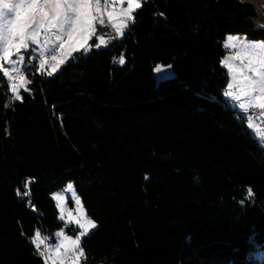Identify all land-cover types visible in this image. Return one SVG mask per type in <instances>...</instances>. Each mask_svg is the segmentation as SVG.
<instances>
[{
  "label": "trees",
  "instance_id": "obj_1",
  "mask_svg": "<svg viewBox=\"0 0 264 264\" xmlns=\"http://www.w3.org/2000/svg\"><path fill=\"white\" fill-rule=\"evenodd\" d=\"M259 16L247 0H142L123 38L28 71L22 101L0 71V264H48L31 241L55 242L69 182L97 222L84 264H264V137L221 63L227 35L264 40ZM159 63L174 75L156 82Z\"/></svg>",
  "mask_w": 264,
  "mask_h": 264
},
{
  "label": "snow or ice",
  "instance_id": "obj_2",
  "mask_svg": "<svg viewBox=\"0 0 264 264\" xmlns=\"http://www.w3.org/2000/svg\"><path fill=\"white\" fill-rule=\"evenodd\" d=\"M105 5L109 3V0H104ZM115 2V0H113ZM124 0H120L123 3ZM141 7L140 0H127V7L122 8L119 13L114 11L108 12L107 15L110 20L114 16L119 15L123 17L119 24H113L117 34L123 35V30L128 28V22H135L133 11ZM101 11V0H0V61H3L10 65L8 68H3V64H0V68H3L4 75L9 80L19 81V85L13 82L11 84V91L13 93L14 100H23V97L19 94V89L23 88L28 91L27 85L31 83L27 80L21 67L17 65H23L24 55L22 52L35 51L34 48H30V45L38 43L37 36L41 29L45 31L55 30V39L59 40L62 35L67 34L69 40H72L75 36L80 35L83 43L80 45L81 48H85L87 41L91 39V34L95 33L94 21L98 19L94 13H100ZM160 15H163L162 13ZM100 24L104 21L101 19ZM99 43L95 47H100L106 43L105 38L100 36ZM59 47L64 49V43H60ZM225 48H240L233 59H240L242 54L248 57V63L243 65V68H236L235 66L229 65L231 73L240 72L243 69H247L252 75H244L243 80L247 81L246 89H242L239 94H235L232 91H226L225 95L231 97L236 101H241L242 97H247L246 102H241L239 107L244 110H248L251 107H260L264 109V42H251L246 39H241L235 35H227L226 42L224 43ZM75 50V49H74ZM42 55V53H41ZM15 56V59L13 57ZM51 59L56 61L53 67V71L60 64L64 63V59L58 58L56 55H52ZM222 60V64H227V60ZM115 60V58H114ZM47 62L46 59H41L39 69L43 70L44 65ZM125 57L121 55L118 63L120 65L125 64ZM27 69L25 68V71ZM161 66H157L155 71L161 72ZM12 73L17 75L13 76ZM52 71H49L47 75L51 76ZM236 80V76L233 75V81ZM233 87L232 83L228 84V89ZM258 93V94H256ZM7 107V105H6ZM249 119V127L256 129L257 126L252 123L251 117ZM257 134L264 137V132L257 131ZM147 179V177H145ZM25 188H28V184H25ZM67 190L72 191L73 185L69 183ZM17 195L21 193L17 189ZM24 196L30 195L29 191L23 193ZM254 196L251 188L247 189V199H251ZM58 202H63L65 197L63 195H54L53 197ZM75 203L79 206L76 209L77 213H83L84 209L81 204L80 198L76 197ZM60 207L61 214L64 212L62 204H58ZM69 221H74L79 225L80 235L75 239L71 240L73 250L80 245V237L88 234L89 229H95L96 223L92 219H87L85 223H81L80 218L73 216L72 211L68 212ZM63 219V215L60 217ZM57 236L64 237L65 240L69 239L64 236V232L56 233ZM45 238L41 237L39 230H36L35 236L31 243L35 245L36 253L40 256H44V252L40 251V245L45 242ZM59 251V248H56ZM84 251L81 248L78 253V257H84ZM258 258L264 260V252L258 253Z\"/></svg>",
  "mask_w": 264,
  "mask_h": 264
},
{
  "label": "rangeland",
  "instance_id": "obj_3",
  "mask_svg": "<svg viewBox=\"0 0 264 264\" xmlns=\"http://www.w3.org/2000/svg\"><path fill=\"white\" fill-rule=\"evenodd\" d=\"M247 1H251L253 2L259 9L260 11V16L257 19V25L258 27H263L264 28V0H247ZM140 3L142 5V0H140ZM104 5L105 2L104 0H101V11L100 13H94L95 15H97L98 19L96 21H94V25H95V33L91 34V39H89L87 41V45L85 46L88 50L85 51V48H81L80 45L83 43V40L81 38L80 35L75 36L72 40H69L68 35L64 34L61 36V38L59 40L55 39V30L49 32V31H45L43 29H41L39 31V35L37 36V41L38 43L35 45H30V48H34L35 51H31L29 52H22L21 54L24 55L25 59H24V63L23 65H17L18 67H21V70L24 72V75L26 77L27 80H29L27 72L30 70H37L39 72H46L48 73L49 71H52L53 74L55 75L60 69L61 67L66 64L73 56L75 53L77 52H83L85 54H88L90 51H92L93 48H102V47H106L108 45V43L114 38L116 37L117 39H121L123 38L126 30H123V35H119L117 34L115 28L112 26L114 23L115 24H119L121 19H123V17H120L119 15L114 16V18L112 20L109 19L107 13L114 11L115 13H119L120 10L122 8H126L127 7V0H124L123 3H120V0H115V2H113V0H109V3L106 5L107 9H104ZM139 9V8H138ZM138 9H135L133 11V16L135 17V13ZM103 20L104 23L100 24V20ZM131 23V21L128 22V25ZM231 35H235V34H231ZM103 36L105 38L106 43L104 45H101L100 47H95L96 44L99 43V37ZM238 36L241 39H246L247 41H251V42H264V40H253V39H247L244 37H240V35H235ZM94 39L96 40V42L94 41ZM227 39V37H226ZM226 39L224 40V43L226 42ZM60 43H64L65 47L64 49H61L59 47ZM75 49V50H74ZM226 54L224 55L222 60H225L226 58H229L227 60V64H223V66L226 68L228 74H229V83L233 84V87L231 89H228V85L224 91V96L225 98L234 106L236 107L239 111L244 112L246 110L241 109L239 107V104L241 102H246L247 97H242L241 101H236L234 99H232L231 97H228L225 95L226 91H232L235 94H239L241 92L242 89H246L247 87V81L243 80V76L244 75H252V73L248 72L247 69H243L240 72H236V73H231L229 70V65L235 66L236 68H243V65L248 63V57L246 55L241 56L240 59H233L232 57H235L236 53L238 51H241V49L235 48H226ZM42 53V55H41ZM52 55H56L58 58H62L64 59V63L60 64L59 67H57L55 69V71H53V67L56 64V61H53L51 59ZM13 59H15V56L13 57ZM41 59H46L47 62L44 65V69L40 70L39 69V64H40V60ZM0 64H3V68H8L10 67V65H8L7 63L0 61ZM157 66H161V72L157 73L155 70V80L156 82L161 81L162 79L165 78H169L172 77L174 75V70L172 65H165V64H157L155 66V68ZM3 68H0L2 77H3V81L4 83L8 86V89L10 91L11 94V100L15 101L13 99V93L11 91V84L13 82L17 83V85H19V81H12L9 80L7 76L4 75L3 72ZM25 68L27 69L25 71ZM13 76L17 75L16 73H12ZM233 75L236 76V80L233 81ZM28 88V85H27ZM22 91H24L23 88L19 89V94L22 96ZM258 94V93H256ZM252 108H257V107H251L248 110L252 109ZM260 108V107H258ZM262 109V108H260ZM264 111V109H262ZM251 117V116H249ZM251 121L253 124H255V122L253 121L252 117H251ZM256 125V124H255ZM254 130V132L257 134V131H259V128H252ZM71 183L73 185V190L72 191H68L67 190V185ZM63 189L54 191L52 196L54 197V195H63L65 197V200L63 202H58L55 199L56 204H62L63 208H64V212L63 214H61L60 211V207L57 206L58 211H59V221L62 223V227L60 229L57 230L56 233L63 231L64 232V236L68 237L69 239L65 240L64 237H60L57 236L55 234V242L51 241V239H46V248L49 252L48 258H47V262L48 264H84L83 263V257H78V253L79 250L82 248L81 245V241L82 239L89 235L91 231H93L94 229H89V232L87 235L80 237V245L75 248L73 250V245L71 244V240H75L79 235L80 232L83 231L82 229H80L79 225H77L74 221H69V217H68V212L72 211L73 216H77L78 218H80L81 223H85L87 219H92L86 212V209L84 207L82 198L80 197V195L78 194V192L76 191L75 185L73 182H69ZM76 197L80 198L81 204L83 206L84 212L83 213H77L76 209L79 207L76 203ZM61 215H63V219H61ZM96 225L97 222L92 219ZM59 248V251H56V248ZM83 249V248H82Z\"/></svg>",
  "mask_w": 264,
  "mask_h": 264
},
{
  "label": "built area",
  "instance_id": "obj_4",
  "mask_svg": "<svg viewBox=\"0 0 264 264\" xmlns=\"http://www.w3.org/2000/svg\"><path fill=\"white\" fill-rule=\"evenodd\" d=\"M104 9H107V6L104 5ZM242 37V35H240ZM245 115L251 116L253 117L257 123H258V127H259V131L260 132H264V111L260 108H252L250 110H246L243 112ZM43 238V237H42ZM40 248L42 249V251L44 252L46 258H48L49 252L46 248V241L40 245Z\"/></svg>",
  "mask_w": 264,
  "mask_h": 264
},
{
  "label": "crops",
  "instance_id": "obj_5",
  "mask_svg": "<svg viewBox=\"0 0 264 264\" xmlns=\"http://www.w3.org/2000/svg\"><path fill=\"white\" fill-rule=\"evenodd\" d=\"M241 37V36H240ZM252 119H253V121L255 122V124H256V126H257V128H259L258 127V123H257V121L252 117ZM55 264V263H54Z\"/></svg>",
  "mask_w": 264,
  "mask_h": 264
}]
</instances>
